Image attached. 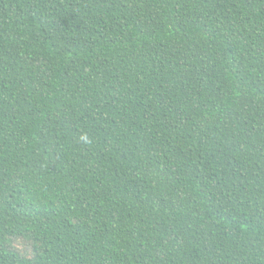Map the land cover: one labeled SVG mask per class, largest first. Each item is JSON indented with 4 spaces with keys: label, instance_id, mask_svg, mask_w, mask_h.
Masks as SVG:
<instances>
[{
    "label": "trees",
    "instance_id": "16d2710c",
    "mask_svg": "<svg viewBox=\"0 0 264 264\" xmlns=\"http://www.w3.org/2000/svg\"><path fill=\"white\" fill-rule=\"evenodd\" d=\"M0 264H264V0H0Z\"/></svg>",
    "mask_w": 264,
    "mask_h": 264
}]
</instances>
